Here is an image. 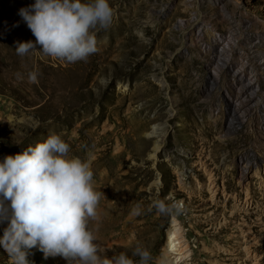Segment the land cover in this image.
I'll list each match as a JSON object with an SVG mask.
<instances>
[{
	"label": "rangeland",
	"instance_id": "374dc122",
	"mask_svg": "<svg viewBox=\"0 0 264 264\" xmlns=\"http://www.w3.org/2000/svg\"><path fill=\"white\" fill-rule=\"evenodd\" d=\"M33 3L0 0V161L61 135L105 195L89 227L108 258L140 245L149 264H264V0H109L98 51L75 64L16 55L17 41H35L18 14ZM231 111L240 118L227 133ZM157 198L183 214L148 211ZM137 204L145 211L134 217ZM173 226L188 252L176 263ZM28 259L67 264L36 248ZM0 264H11L2 246Z\"/></svg>",
	"mask_w": 264,
	"mask_h": 264
},
{
	"label": "clouds",
	"instance_id": "9594fccd",
	"mask_svg": "<svg viewBox=\"0 0 264 264\" xmlns=\"http://www.w3.org/2000/svg\"><path fill=\"white\" fill-rule=\"evenodd\" d=\"M18 14L35 41H17L16 55L26 57L38 49L54 61L75 64L98 51L96 32L111 26L115 10L109 0H34ZM38 75L29 71L27 79L37 83ZM15 76L24 79L20 72ZM70 153V144L53 133L0 161V223L6 224L0 246L11 264H33L28 259L33 248L67 264H149L152 254L140 245L132 250L138 261L125 252L110 258L104 254L96 242L98 229L89 225L98 219L105 195L94 186L90 162ZM153 209L162 216L184 212L181 203L159 198L147 210ZM144 211L137 204L131 215Z\"/></svg>",
	"mask_w": 264,
	"mask_h": 264
},
{
	"label": "bare ground",
	"instance_id": "6f19581e",
	"mask_svg": "<svg viewBox=\"0 0 264 264\" xmlns=\"http://www.w3.org/2000/svg\"><path fill=\"white\" fill-rule=\"evenodd\" d=\"M208 43H209V46H211L216 51V53L218 54L215 57L217 63L219 65L227 68L229 71L234 72L235 69L231 68L229 65H227L225 63L226 59L224 58V55L221 53L222 51H221V46L219 44L220 42L217 39L214 40L212 38H209ZM241 83L244 86H248L249 88H252V84H251L252 82H250V80H244V81H241ZM246 95L248 96V99H247L248 102H246V104H248L249 102L253 103L254 99L252 98V96L250 94H248V93H246ZM241 106L243 107V105H241ZM239 118L240 117L238 116V114H235L234 111H231V117H229V121H228V123L225 126L226 127L225 129H226L227 133H231V132H233L235 130V128H237ZM247 162H248V159L245 158V163H247ZM254 168H255V170L253 172V175L258 173L257 167L255 166ZM260 182L263 183L264 181L261 180ZM207 187L210 189V191L213 190V188L211 187V184H210L209 181H208ZM166 249L170 253L173 254L172 259H174V261H173L174 263H176L177 261H179V260H181V259H183L184 257L187 256L188 252H187V249H186V245L182 241L180 233H179V230H178V228L176 226H173L172 229L167 233V236H166Z\"/></svg>",
	"mask_w": 264,
	"mask_h": 264
}]
</instances>
